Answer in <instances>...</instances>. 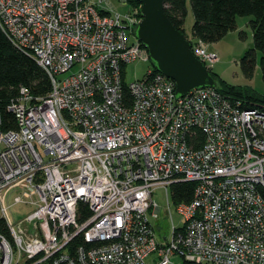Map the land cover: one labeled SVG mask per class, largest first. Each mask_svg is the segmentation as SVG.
Segmentation results:
<instances>
[{
	"label": "built area",
	"instance_id": "obj_1",
	"mask_svg": "<svg viewBox=\"0 0 264 264\" xmlns=\"http://www.w3.org/2000/svg\"><path fill=\"white\" fill-rule=\"evenodd\" d=\"M127 2L0 0L5 35L52 80L47 97L24 86L11 100L15 128L0 107V264H264V101L216 87L177 96L154 67L128 82V64L149 53ZM190 41L212 69L218 54ZM177 182L194 197L175 203L181 227L167 202L172 234L160 241L153 193Z\"/></svg>",
	"mask_w": 264,
	"mask_h": 264
},
{
	"label": "trees",
	"instance_id": "obj_2",
	"mask_svg": "<svg viewBox=\"0 0 264 264\" xmlns=\"http://www.w3.org/2000/svg\"><path fill=\"white\" fill-rule=\"evenodd\" d=\"M134 7H139L138 0H129ZM167 17L174 27L185 34L184 26L188 14V5L193 12V35L207 44L218 42L236 30L238 17L249 16V27L252 30L253 48L246 50L240 59V67L244 75L253 77L258 62L257 54L261 52V70L264 79V0H164ZM244 32H239L243 38ZM186 36V35H185ZM155 69V68H154ZM158 69H155L157 71ZM211 72V69H209ZM220 83L221 92L234 98L252 102L264 101V96L245 94L236 85H231L216 72H211ZM28 87L36 97H47L52 89V80L43 67L31 56L17 48L0 27V107L3 115V129L15 128V116L10 113L8 106L11 100L21 94L22 87ZM204 133L196 128L189 140L192 146L198 147L204 142ZM195 184L177 182L171 185V197L174 203L193 199ZM82 218L89 215L87 204L79 206ZM0 231L9 232L5 222L0 219Z\"/></svg>",
	"mask_w": 264,
	"mask_h": 264
},
{
	"label": "rangeland",
	"instance_id": "obj_3",
	"mask_svg": "<svg viewBox=\"0 0 264 264\" xmlns=\"http://www.w3.org/2000/svg\"><path fill=\"white\" fill-rule=\"evenodd\" d=\"M111 3L115 6V9L119 12L130 11L132 8L130 3H123V0H111ZM186 23L184 26L185 35L188 40H192L194 38L193 35V12L192 8L190 13L187 14ZM251 17L243 16L238 17L237 25L240 29L235 32L234 30L230 32L228 35H225L222 40L218 42H214L209 44V50H216L215 52L218 54V60L213 65L211 72H216L221 76L223 80L231 85H236L240 88L245 94H254L264 96V79L262 76L261 70V52L258 51L257 54V65L255 68V73L253 77L248 78L244 75L240 67V59L244 56L246 50L253 48L254 42L251 36V29L247 24V21L250 20ZM239 32L243 33V38L240 36ZM136 39L135 35L129 37V41L133 42ZM153 68V64H151L149 59H137L133 63L128 64L126 69V77L128 82L135 81V79L143 78L146 72ZM78 68L75 67L73 70L76 71ZM68 73H65L63 76H68ZM171 190H169L166 197V189L164 187H156L153 193V197H155L156 201L160 205L161 214L159 218H154L153 216L150 218L154 225V231H156V237L160 241H164V237L169 238L172 234V219L173 224L177 227H181L183 225L182 219L177 213L175 208V203L172 201V197L170 194ZM170 202V213L172 219L169 215V208H167L168 203ZM25 209L22 205L13 206L11 210V214L14 218L19 219L20 212ZM175 261L177 259H174Z\"/></svg>",
	"mask_w": 264,
	"mask_h": 264
},
{
	"label": "water",
	"instance_id": "obj_4",
	"mask_svg": "<svg viewBox=\"0 0 264 264\" xmlns=\"http://www.w3.org/2000/svg\"><path fill=\"white\" fill-rule=\"evenodd\" d=\"M138 1L142 21L137 38L148 49L153 67L175 81L177 96L202 87L220 88L216 76L195 56L191 41L167 17L164 0Z\"/></svg>",
	"mask_w": 264,
	"mask_h": 264
},
{
	"label": "crops",
	"instance_id": "obj_5",
	"mask_svg": "<svg viewBox=\"0 0 264 264\" xmlns=\"http://www.w3.org/2000/svg\"><path fill=\"white\" fill-rule=\"evenodd\" d=\"M188 14L190 13V10H191V7L188 5ZM247 24H248V26H249V20L247 21ZM237 29L236 30H234L235 32H237L239 29H240V27L237 25ZM250 29H251V27H250ZM228 35V34H227ZM251 36H252V30H251ZM226 37V36H225ZM212 50V49H211ZM213 51H216V50H213Z\"/></svg>",
	"mask_w": 264,
	"mask_h": 264
}]
</instances>
